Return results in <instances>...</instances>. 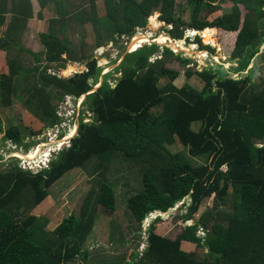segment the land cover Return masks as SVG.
Listing matches in <instances>:
<instances>
[{"label":"trees","instance_id":"16d2710c","mask_svg":"<svg viewBox=\"0 0 264 264\" xmlns=\"http://www.w3.org/2000/svg\"><path fill=\"white\" fill-rule=\"evenodd\" d=\"M39 1L40 19L52 2L57 17L41 34L45 50L36 53L22 45L28 24L35 17L32 0H0V52L8 54L9 66V71L0 70V106L7 108L19 101L30 111L20 117L19 125L9 128H5L0 114V134H5L0 144L10 141L29 150L31 137L37 139L62 123L58 109L67 95L79 99L88 94L84 105L92 112L93 122L81 120L72 146L56 155L50 167L39 174L18 165L0 172V264L84 260L91 250L88 243L98 218L95 208L87 205L80 215L73 213L55 230L49 228L47 217L33 212L70 171L85 167L93 158L104 166L118 156L146 165L144 190L129 200L141 233L153 211L166 213L184 201L180 209H185L190 198V209L180 216L188 222L195 220L206 201L213 200L214 204L193 225L183 228L175 240L159 235L157 225L164 222L159 218L147 232L144 251L139 249L144 242L140 238L131 259L104 264H264V85L255 83L251 69L264 55V0H229L232 6L214 20L205 14L207 10L213 14L221 10L218 0H187L192 8L190 22L184 20L182 0ZM100 3L105 13H101ZM156 12L162 14V21L174 25L168 32L176 39H185L187 28L197 30L196 34L209 44L210 32L198 31L210 29L217 40L219 30L238 32L229 62L238 66L227 70L224 63L213 61L193 70V59L185 58L173 46L181 53L154 44L126 55L121 51L122 76L114 84L109 78L114 69L103 76L105 68L99 66L97 56L87 57L86 53L82 57L88 59L87 71L71 78L50 73L80 62L71 40L80 27L94 28L99 48L113 41L126 53L127 47L119 39H132L137 28L146 29ZM152 21L160 23L157 18ZM201 36L197 38L201 50L215 53L213 47L203 44ZM176 45L182 47L181 43ZM15 48L32 55L35 66L27 69L18 57L11 58ZM171 58L186 65L182 88L175 84L180 72L167 67ZM194 75L205 82L203 90L189 84ZM195 123L201 124L199 131L194 129ZM177 141L186 151L174 153L169 148ZM205 157L202 163L195 161ZM225 166L228 172L222 170ZM97 205L109 215L117 211L113 184L104 182ZM201 228L206 230V238L198 236ZM185 241L196 244L198 252L185 251Z\"/></svg>","mask_w":264,"mask_h":264},{"label":"rangeland","instance_id":"374dc122","mask_svg":"<svg viewBox=\"0 0 264 264\" xmlns=\"http://www.w3.org/2000/svg\"><path fill=\"white\" fill-rule=\"evenodd\" d=\"M182 6L185 9V14H183L184 20L186 22L191 21V11L192 8L189 7L187 0H182ZM53 7L51 11L46 10L45 14L47 18L52 17L54 14H56V8L55 3L52 2ZM218 6H220L221 10L217 14L210 13L209 10L205 14V17L208 19H216L217 17H220L224 13V8H229L232 6V3L229 2V0H218L216 3ZM35 5L37 10H40V4L35 0ZM101 5V13H105L104 6ZM161 13L156 12L154 16H159L161 19ZM153 16V17H154ZM158 18V17H157ZM46 23L48 20H44ZM150 19L149 25L146 29H142L141 33H145L143 40H146V37L150 36L152 37L153 34H156V37L159 38V43L168 44L171 41L169 40V37L172 38V40L176 39L175 35H171L168 30L169 27L165 29V24L163 22L156 23ZM45 22L41 23V26H44ZM39 27L34 28L33 32L35 30L39 31ZM78 33L73 34L71 36V40L73 43V49L75 52V58L80 62H72L70 64H73L74 66L71 69H77L75 72H82L84 69H86V63L88 62V59H83L82 54L86 53L87 57L93 56L95 58L96 56L98 58H102V62L100 63V66L104 67L106 66L105 72H110L111 76L110 82L114 84V80L121 77L122 73L119 69V65L121 60L124 57L125 49H118L116 46H114L113 43L109 42L107 45L103 46V49L99 50L98 53V45H97V33L94 30L92 26H88L87 28H79L77 29ZM139 30V29H138ZM73 31V30H72ZM188 32H190L188 30ZM84 34V36H83ZM193 31L191 30L190 35H194ZM31 35V34H30ZM148 35V36H147ZM28 32L25 34V39L23 42L24 46H27V48H31L32 50L40 51L44 48L42 42H41V34L39 33H33L31 36H28ZM239 33L238 32H228L225 30H219L218 32V42L216 40L211 41V43L208 45L205 43L204 38L201 36V39L203 41V44L205 46H212L216 52L212 53V51L209 49L201 50L200 44L197 43V38L200 36H194L191 40V43L188 42L187 39H178L180 41L179 43L182 44V47L179 48V50L183 51L185 58H191L194 60V63L191 65V69L195 70L197 68H205L209 65V63L215 61V62H222L225 64V67L227 70L231 68L232 66L237 67L238 65L233 62L229 63L230 56L233 54L236 42L238 39ZM191 39V38H190ZM164 40V41H163ZM150 41V40H149ZM107 42V40H105ZM141 41H137L134 44L139 45ZM145 42V41H144ZM176 42V41H175ZM139 43V44H138ZM177 43V42H176ZM173 45V44H172ZM219 45V46H218ZM140 46V45H139ZM146 46H149L146 45ZM170 47L171 44H169ZM216 46H218L216 48ZM169 47V48H170ZM194 47L193 54H188L186 49ZM172 51H174L173 48H171ZM118 51L120 54L118 55ZM121 51L124 53L121 56ZM163 50L160 52L162 53ZM175 52V51H174ZM264 52V50H263ZM176 54H179L181 52H175ZM203 57H200L199 54H203ZM11 58L14 57V54L11 53ZM161 58V57H160ZM118 59V60H117ZM156 57L152 59L155 60ZM117 60V61H116ZM113 61V63H112ZM115 61V62H114ZM85 62V63H83ZM35 61L31 59L29 63L26 62V68L29 69L31 67L35 66ZM69 64V68H70ZM167 67L174 69L176 71L180 72V77L175 81V84L182 88L186 81V65L181 64L177 58H171L167 61ZM234 68V67H232ZM254 68V69H253ZM200 69V70H201ZM214 69H218V66H214ZM251 69L255 71L253 74L255 83L262 87L264 85V55L260 56L256 61L255 65L251 66ZM250 69V70H251ZM66 70L60 71L57 74L60 77L64 78H71L77 73L73 72L70 74H65ZM65 72V73H64ZM248 74V72H246ZM238 77V75L236 76ZM188 80V78H187ZM102 82V78L100 80ZM94 80H92V83ZM189 84L193 86L194 88L203 90L205 87V82L201 79L200 76L194 75L191 79H189ZM101 86V84L99 85ZM97 86V87H99ZM75 100H77V97H74ZM84 98H81L80 101H77V106L80 107V116L74 115L71 116L70 119L67 121V123L62 124V131L58 133L57 130L52 134L53 131H48L47 136H51V139L44 136H41L39 138L31 137L28 141H32V147L28 150L25 147H17L15 144H13L10 141H7L5 144H0V156L3 157V159H0V172H4L7 170H11L16 165L19 166V168H23L24 170L31 171L33 174H39L49 163H45L42 165V162L45 157H50L52 160L56 158L55 156L60 154L65 148L68 146H72L71 144L63 146V142L59 144L58 142L62 141L63 138H66L70 133L72 134L73 131H77V128L75 125H78L79 120L84 119L87 120V122L91 123L93 122L92 112L88 110V106L84 105ZM74 106L75 103H74ZM6 113H5V111ZM29 107L24 105L23 103L16 101L15 106L10 105L7 107V109L0 106V114L2 116L3 124L5 128H9L13 125H19L21 123L20 116L23 117L28 111ZM79 108L76 110L78 112ZM19 117V119H17ZM201 127L200 123L194 124V129L196 131H199ZM52 129V128H51ZM79 130L77 131L75 136H78ZM63 135H66L65 137ZM5 136V134L1 133L0 138L2 139ZM63 136V137H62ZM72 135L71 137H73ZM36 142V145L34 146ZM40 145V146H39ZM61 145V146H60ZM39 146V148H38ZM69 147V148H70ZM40 155L38 156L39 149ZM174 153H179L180 151L186 149L184 148L183 144L179 141H177L174 145H171L169 147ZM36 151V152H35ZM31 154L30 158L34 159H28L25 156L28 157V155ZM205 158H198L195 161L197 163H202L206 161ZM52 160L50 162H52ZM51 164V163H50ZM49 164V166H50ZM106 165L101 166V162L97 158H93L92 160L88 161V163L83 168H77L72 171H70L64 178H62L59 182L56 183V185L51 189V195L52 197H49L47 200H45L43 205V208L37 207L34 209V214L37 216H45L47 217L51 223L54 225L58 223H62L66 218L70 217L73 213L80 215L82 209L89 207L92 208V210L95 208L98 213V218H102L103 222L101 223L100 231L96 234L95 240L100 239L101 247L105 250H113L115 248V241L114 239L117 238H135V246L139 245L140 238H148L145 233H141V229L138 227V223L133 216L130 208H129V200L130 198L143 191L144 190V172L146 170V165L144 161H136L133 159H127L124 156H118L114 158L113 161L105 162ZM43 167V169L38 168V166ZM41 167V168H42ZM104 182H108L110 184H113L115 186V191L117 195V211L111 215L104 213L102 210V207L97 205V197L101 193L102 186ZM191 199L188 198V202L190 204L185 205V209H177V210H170L168 214L165 215L163 218L164 222L159 223L158 229H163V226H168L166 230V236L167 237H173L177 238V234L185 227L191 226L195 223L196 220H199L204 213H200L195 215V220L191 221V224L188 222L182 221L180 219L181 214H186L185 212L188 211L191 207ZM89 202H91L92 206H90ZM213 200H210L208 203L207 201L204 203L201 212H207L208 210L212 209L213 207ZM39 205V206H40ZM168 215V216H167ZM188 223V224H187ZM130 230H132L131 233ZM162 233V232H161ZM165 233V231H164ZM109 235H111V238H109ZM94 239H91L90 243L95 245L96 247H93L91 245V249L95 250L98 246L96 245V242L93 241ZM142 245L139 247L141 250Z\"/></svg>","mask_w":264,"mask_h":264},{"label":"crops","instance_id":"0c3cea01","mask_svg":"<svg viewBox=\"0 0 264 264\" xmlns=\"http://www.w3.org/2000/svg\"><path fill=\"white\" fill-rule=\"evenodd\" d=\"M37 2H39V4H40V1L39 0H37ZM32 3H33V7H34L35 17L33 19H31L30 22H29V24H28L27 31H26V33L28 32V36H31L33 33L34 34L35 33L42 34L44 32H47L48 29H49V21L52 18L57 17L56 14H54L52 17L47 18L46 14H45V11L46 10L51 11V9L53 7V4H51L52 5L51 6V9H46L43 12L44 13V19H40L39 14L42 12L41 4H40V10L38 11L37 8H36V5H35V0H32ZM158 18H159V16H158ZM44 20H48L47 23ZM42 22H45V24H44V26L40 27ZM37 27L40 28L39 31L38 30L37 31L35 30V32H33V29L34 28H37ZM24 39H25V37H23V39H22L23 42H24ZM22 45H23V43H22ZM24 47L26 49L32 50L31 48H27V46H24ZM44 50H45V48H43V49H41L40 51H37V52L35 50H33V51L36 52V53H40V52H43ZM11 53L14 54V57H18L22 61V63L24 65H26V62H29L31 59L34 60V57L32 55L28 54L27 52H23L19 48L13 49L10 52V57H11ZM7 61H8V54H6L5 52L1 51L0 52V70H2V71H9V66H8ZM14 106H15V104H14ZM5 109H7V108H5ZM5 113H6V111H5ZM23 117H21V118L23 119ZM50 197H52V195H50ZM41 205H43V203ZM41 205L38 206V207H41ZM42 208H43V206L41 207V209ZM203 211L205 212V210H203ZM204 212H201L200 211V213H204ZM51 222L52 221H50V224H49V228L51 230H55L61 224V223H58L56 225L55 224L53 225ZM102 222H103L102 218H97L94 231L91 234L90 239H89V243H88V246H91L92 244L90 243V241H91V239H94L93 241L96 242V245L98 247L95 250L94 249L93 250L92 249L89 250V254H87V255L84 256V260H81V261H78V262H73V263H70V264H104V263H106L105 261H109V260L120 261V260L127 259V257H128V260L131 259V255L138 248V245L136 247L135 244H134L135 243V240H134L135 238H117V239H114V241H115V248L113 250H105V249H103V247H101L100 239L97 240V241L95 240L96 234L99 233V231H100V228L99 227L101 226V223ZM167 227L168 226H163V229H157V232L162 237H166L168 239L175 240L176 237L173 238V237H167L166 236ZM164 231H165V233H164ZM130 232L133 233L132 230H130ZM109 238H111V235H109ZM92 246L93 247H96L94 244ZM182 247H183V249L185 251H187L189 253H197L198 252L197 245L194 244V243H191V242H186V241L183 242Z\"/></svg>","mask_w":264,"mask_h":264},{"label":"built area","instance_id":"2783aa9c","mask_svg":"<svg viewBox=\"0 0 264 264\" xmlns=\"http://www.w3.org/2000/svg\"><path fill=\"white\" fill-rule=\"evenodd\" d=\"M150 19H153V16L150 18ZM160 21H162L161 19H160V17L158 18ZM164 24H165V29L167 28L166 26H170L169 27V29L170 30H174V25L173 24H168L167 22H164V21H162ZM139 29V30H138ZM144 30L145 28H137V30H136V33H135V35H134V37L132 38V39H130V37H128V36H123L122 38H120L119 40L122 42V44H124L126 47H127V50H126V53H125V55L126 54H128V53H133V52H135V51H137V50H139V49H141V48H143L144 47V45H148L149 44V46H152V45H154V44H157V45H159V46H161L162 48H164V47H170L169 46V44H172V42H170V43H168V44H162V43H159L158 41H159V38H157L156 37V34H153V36L152 37H150V41H148V42H140V48H137V50H132V46H133V42H134V40L136 39V38H138V37H144V32L143 33H141V30ZM168 29V28H167ZM188 30L190 31V32H188ZM191 30L193 31V33H195V35H190V33H191ZM197 30H195V29H188L187 28V31H186V35H185V39H187V40H189L190 38H191V40H192V38L195 36H200V35H197L196 32ZM173 42H177V43H179L180 41H178V39H174V40H172ZM111 43H113L114 44V46H116V48H118L117 47V45H116V43L115 42H113V41H111ZM200 46V45H199ZM137 47H139V46H137ZM170 48H173V47H170ZM100 49H103L102 47L101 48H99L97 51H98V53H99V50ZM119 49V48H118ZM175 52H176V50H174ZM182 52V51H181ZM120 54V52L118 51V55ZM98 58V57H97ZM99 59V66H100V63L102 62V58L100 57V58H98ZM123 60H124V57H123V59L121 60V62H120V64L123 62ZM154 61V60H153ZM102 67V66H101ZM104 68L106 69V66H104ZM104 69V70H105ZM88 70V68H87V65H86V69H84L82 72H84V71H87ZM50 73H52V74H57V72L55 71V70H51L50 71ZM75 73H81V72H75ZM109 72H105L104 73V71H103V76H105L106 74H108ZM102 82H103V79H102ZM82 98H84L85 99V96H83ZM81 100V98H79V99H77V100H75L74 99V96H72V95H67L65 98H64V100L61 102V105H60V107H59V109H58V114H59V117L60 118H62V123L61 124H58V125H55L54 127H52V129L51 128H49V129H47V131L46 132H48V131H53L52 132V134L55 132V130H57L58 131V133H60L61 131H62V124H64V123H67V121L70 119V117L72 116H74V115H77L78 114V117L80 116V107L81 106H77V104H76V102L77 101H80ZM86 100V99H85ZM85 102V101H84ZM74 103H75V105L76 106H74ZM79 108V110H78V112L76 111L77 109ZM93 116V115H92ZM81 120H84V119H81ZM81 120H79V122H78V125H75L76 126V128H77V131H78V129L80 128V122H81ZM84 122H87V120H84ZM87 123H89V122H87ZM77 131H76V133H77ZM44 133L42 136H44V137H47V139L48 138H50L51 139V136H47V133ZM76 135V134H75ZM73 136V137H71V133L66 137V138H63V140L62 141H60V142H58L59 144H61V142H63L64 144H63V146H61V147H64L65 145H68V144H71V141H72V139L73 138H75L76 136ZM64 137L66 136V135H63ZM62 136V137H63ZM40 146V145H39ZM39 146H38V148H39ZM70 146H68L67 148H69ZM66 149V148H65ZM52 159L50 158V157H45L44 158V160H43V162H42V165L43 164H45L46 162L47 163H51L50 161H51ZM49 164L48 165H46V167L44 168V169H46V168H49L50 166H49ZM42 165L41 166H38V168H40V169H43V167H42ZM42 167V168H41ZM43 169V170H44ZM222 170L224 171V172H228L229 171V167L228 166H225L224 168H222ZM187 201H188V199H187ZM185 202V201H184ZM184 202H182V203H180L179 205H177V207L176 208H174V209H172V210H177V209H180L182 206H183V204H184ZM171 210V211H172ZM187 212V211H186ZM185 212V213H186ZM166 214H168L169 215V213L168 212H166V213H164V212H162V211H153V212H151L150 214H149V216H148V218L144 221V233H145V235H147L148 236V234H147V232H148V230H149V228L152 226V224H154V222L155 221H157L159 218H164L165 217V215ZM167 215V216H168ZM188 224V223H187ZM191 224V221H189V224L188 225H190ZM198 236H200L201 238H206V236H207V232H206V230L204 229V228H201L200 230H199V232H198ZM148 238H149V236H148ZM148 238H144V242H143V244H142V248H141V251H144L145 249H146V246H147V240H148Z\"/></svg>","mask_w":264,"mask_h":264},{"label":"bare ground","instance_id":"6f19581e","mask_svg":"<svg viewBox=\"0 0 264 264\" xmlns=\"http://www.w3.org/2000/svg\"><path fill=\"white\" fill-rule=\"evenodd\" d=\"M158 16H154L153 17V19L154 18H157ZM158 19V18H157ZM158 21H160L159 19H158ZM160 22H162V21H160ZM206 31H209L210 32V34H211V36H212V39L213 40H216L217 42H218V40L213 36V34H212V32H211V30L210 29H207V30H205V31H201L202 33H204V32H206ZM148 36V35H147ZM200 36H201V34H200ZM203 37V36H202ZM139 38V39H138ZM138 38H136L135 40H134V42H133V46H132V50H137V48H140L141 46H139V45H136V44H134L135 42H137V41H141V42H143L144 43V41H146L147 39L148 40H150V36H148V37H146V40H143V37H138ZM204 38V37H203ZM169 40L172 42V44H171V46H173L174 48H176V49H178L179 50V47L176 45V42H173L172 41V38H170L169 37ZM204 40H205V38H204ZM164 41V40H163ZM205 43H206V40H205ZM211 43V42H210ZM139 44V43H138ZM162 44H164V42L162 43ZM206 44H208L209 45V43H206ZM137 46H139V47H137ZM145 46V45H144ZM212 47V46H211ZM218 46H216V48H217ZM194 47H190V48H188V49H186V51L187 52H191L192 54H193V49ZM179 51H181V50H179ZM199 56H201V57H203V54H199ZM73 67V66H72ZM71 68V67H70ZM69 68V69H70ZM68 70V69H67ZM75 71H77V69H71L70 71H68V72H64L65 74H70L71 75V73H73V72H75ZM76 134V131H73L72 132V134H71V136L72 135H75ZM40 150H41V148L38 150L39 151V153H38V156L40 155ZM36 152V151H35ZM30 156H31V154H29L28 155V157L27 156H25L26 158H28V159H34V158H30Z\"/></svg>","mask_w":264,"mask_h":264},{"label":"water","instance_id":"95a60500","mask_svg":"<svg viewBox=\"0 0 264 264\" xmlns=\"http://www.w3.org/2000/svg\"><path fill=\"white\" fill-rule=\"evenodd\" d=\"M198 32H200V31H198ZM182 52H183V51H182ZM98 88H99V87H98ZM98 88H96V89H98ZM96 89H95V90H96ZM95 90H94L93 92H91V93H94V92H95ZM91 93H90V94H91ZM87 96H88V94H87V95H85V99L87 98ZM31 139H32V138H31Z\"/></svg>","mask_w":264,"mask_h":264},{"label":"clouds","instance_id":"9594fccd","mask_svg":"<svg viewBox=\"0 0 264 264\" xmlns=\"http://www.w3.org/2000/svg\"><path fill=\"white\" fill-rule=\"evenodd\" d=\"M201 32V31H200Z\"/></svg>","mask_w":264,"mask_h":264}]
</instances>
